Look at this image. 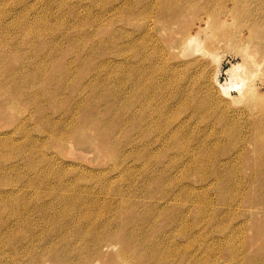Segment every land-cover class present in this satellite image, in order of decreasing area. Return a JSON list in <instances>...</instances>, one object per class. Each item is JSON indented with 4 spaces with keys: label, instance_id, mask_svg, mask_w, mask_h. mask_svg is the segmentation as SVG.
Wrapping results in <instances>:
<instances>
[{
    "label": "rangeland",
    "instance_id": "374dc122",
    "mask_svg": "<svg viewBox=\"0 0 264 264\" xmlns=\"http://www.w3.org/2000/svg\"><path fill=\"white\" fill-rule=\"evenodd\" d=\"M263 83L264 0H0V264H264Z\"/></svg>",
    "mask_w": 264,
    "mask_h": 264
},
{
    "label": "bare ground",
    "instance_id": "6f19581e",
    "mask_svg": "<svg viewBox=\"0 0 264 264\" xmlns=\"http://www.w3.org/2000/svg\"><path fill=\"white\" fill-rule=\"evenodd\" d=\"M215 2V1H214ZM216 2H217V0H216ZM219 2V1H218ZM220 3V2H219ZM222 3V2H221ZM216 4V3H215ZM223 4V3H222ZM225 4V3H224ZM218 5V7L220 8V7H222V5H220V4H217ZM217 8V7H216ZM215 8V9H216ZM215 9H213V10H215ZM207 17L206 18H208V17H210L211 15H212V12L209 10H207ZM240 68H242V65L241 64H237V65H233L232 67H230L228 70H227V73L229 74V76H230V82L229 81H227V82H225V83H219V88L223 91V93H225L226 95L228 94H230V89L233 87L234 88V86H238V88L241 90V88H243V86H245V85H248L246 88H245V90L243 91H241V95H240V99H242V98H249L248 100H250L251 101V99L253 98V100L255 99V97L254 96H256L255 94H256V91H257V86H255V84H253V82H254V80H253V78H252V83H251V81L249 82V77L248 76H246V74H242L241 76L237 73V71L240 69ZM242 70V69H241ZM251 75V74H250ZM253 75V74H252ZM258 79V78H257ZM264 84V83H263ZM240 86V87H239ZM258 88H259V86H258ZM237 89V88H236ZM240 90H238V91H240ZM260 94V93H259ZM139 95V94H138ZM137 95V96H138ZM227 95V96H228ZM140 97H141V95H140ZM256 100V99H255ZM263 100V99H262ZM261 100V101H262ZM238 101V100H237ZM247 101V100H246ZM250 101H249V103H250ZM239 102H240V100H239ZM244 102V101H243ZM248 102V101H247ZM246 102V103H247ZM255 102V101H254ZM254 102H251V103H254ZM250 103V104H251ZM253 105V104H252ZM255 105H256V103H255ZM254 107V106H253ZM252 108V107H251ZM250 108V109H251ZM256 108H259V107H256ZM264 108V107H263ZM257 110H259V109H257ZM262 111V113H263V110H261ZM260 111V112H261ZM261 114V113H260ZM257 125H258V123H256L255 121L252 123V128L253 129H255L256 127H257ZM263 127V126H262ZM258 128H260V126H258L257 127V129ZM260 133H261V135L264 137V132L262 131V129H261V131H260ZM105 220H106V218L104 219V220H102V223H105ZM108 224H109V222H107V223H105L104 224V229L108 226ZM91 233H94V232H91ZM100 234H101V236H100V239L98 240L101 244H103V245H105V246H109L112 242H110V240L108 241V242H105L106 240V236L103 234V231L102 232H99ZM109 238V237H108ZM97 248H99L97 245H95ZM72 247H74V245L72 246ZM78 247H83V244H81V243H78ZM79 248V249H80ZM72 249V248H71ZM152 249V248H151ZM67 250H69V249H67ZM67 250H66V252H67ZM97 250L98 249H96L94 252H97ZM121 250H122V248H121ZM123 251V250H122ZM125 251V250H124ZM65 252V253H66ZM118 253L117 254H119V255H123L122 254V252L121 251H117ZM157 252V251H156ZM155 252V253H156ZM64 253V255H66ZM68 253V252H67ZM72 254V252H69V254ZM71 254L69 255V256H71ZM77 254V252L76 253H74V255H76ZM126 254V253H125ZM124 254V255H125ZM149 254V253H148ZM68 255V254H67ZM67 255H66V257H67ZM127 255V254H126ZM155 255H157V254H155ZM78 256H79V258L81 259H87V257H88V255H82L81 253L80 254H78ZM72 257V256H71ZM118 257V256H117ZM122 257V256H121ZM121 257H119V258H121ZM127 257V256H126ZM126 257H124L123 256V258H126ZM76 258H77V256H76ZM129 258H131V257H129ZM156 258V257H155ZM64 259V258H63ZM66 260H67V258H65ZM73 259V258H72ZM71 259V261H73ZM81 259V260H82ZM132 259V258H131ZM156 259H158V258H156ZM126 259H122V261H124V262H128V260H126ZM133 260V259H132ZM132 260H130V262L131 263H133V261ZM77 261V260H76ZM135 261V260H134ZM64 262V261H63ZM74 262V261H73ZM83 262H84V260H83ZM155 262L156 261H154V264H155ZM135 263V262H134ZM133 263V264H134ZM141 262H139V264H140ZM144 263V262H143ZM143 263H141V264H143ZM150 264H152V263H150Z\"/></svg>",
    "mask_w": 264,
    "mask_h": 264
}]
</instances>
